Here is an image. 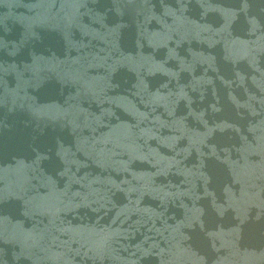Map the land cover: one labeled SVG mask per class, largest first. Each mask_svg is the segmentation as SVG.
I'll return each instance as SVG.
<instances>
[{
    "label": "water",
    "instance_id": "1",
    "mask_svg": "<svg viewBox=\"0 0 264 264\" xmlns=\"http://www.w3.org/2000/svg\"><path fill=\"white\" fill-rule=\"evenodd\" d=\"M0 264H264V0H0Z\"/></svg>",
    "mask_w": 264,
    "mask_h": 264
}]
</instances>
